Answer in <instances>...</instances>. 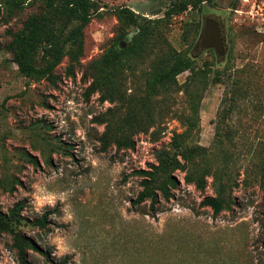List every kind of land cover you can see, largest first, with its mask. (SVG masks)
Returning a JSON list of instances; mask_svg holds the SVG:
<instances>
[{"label":"rangeland","instance_id":"374dc122","mask_svg":"<svg viewBox=\"0 0 264 264\" xmlns=\"http://www.w3.org/2000/svg\"><path fill=\"white\" fill-rule=\"evenodd\" d=\"M99 2L101 16L84 30L82 65L116 33L115 8L128 7L149 18L164 17L169 8V0ZM43 10L44 0H27L22 10H11L7 0H0V210L25 201L22 230L46 254L30 251L28 264H264V178L252 180L244 172L257 170L254 164L264 160V0H211L199 11L170 17L165 27L168 41L198 66L208 62L213 70H223L228 63L247 89L227 119L237 147L238 186L230 208L217 215L201 205L214 194L211 179L200 191L185 184L180 172L178 189L156 212L146 211L149 202L133 204L141 189V178L133 172L155 164L156 150L182 130L176 119L165 122L157 140L137 134L133 149L101 151L103 126L93 118L112 105L99 102L96 93L86 96L81 68L68 76L64 60L55 84L19 74L6 44L24 22H39ZM206 18L219 23L224 55L199 46ZM188 74L178 75V81ZM223 95L222 82L204 92L201 145L214 141ZM42 216L45 227L34 226ZM10 246V236L0 233V264H18Z\"/></svg>","mask_w":264,"mask_h":264},{"label":"trees","instance_id":"16d2710c","mask_svg":"<svg viewBox=\"0 0 264 264\" xmlns=\"http://www.w3.org/2000/svg\"><path fill=\"white\" fill-rule=\"evenodd\" d=\"M26 1L7 0V6L22 10ZM210 1L169 0V8L161 18H149L128 7L115 8L116 33L85 65L81 62L85 55L84 30L94 16H101L103 6L99 0H44L40 21L24 22L6 44L19 74L29 81L55 84L59 80L57 69L64 60L68 76L81 68L82 79L88 82L86 96L96 93L99 102L112 105L93 118L103 126L98 136L101 151L110 147L117 151L133 149L137 134H150L157 140L168 119L181 124L182 130L172 133L168 146L156 150L155 164L133 172L141 178V189L133 204L149 202L146 211L152 213L178 189L177 172L183 174L185 184L200 191L211 179L214 194L205 196L201 205L210 208L213 215L230 208L232 190L238 186L237 147L227 119L239 99L245 98L247 89H243L236 69L228 63L223 70H213L208 62L198 66L191 55L177 50L165 36L170 17L199 11ZM183 31L189 32V24ZM122 41L125 45L119 47ZM185 71L189 74L180 83L177 77ZM132 81L136 82L134 88L128 86ZM215 82L224 84V95L216 113L214 141L204 146L199 143L200 106L204 92ZM254 166L257 170L244 172L248 176L250 173L252 180H263V158ZM25 205L19 200L7 211L0 210V233L10 236L18 264H28L30 251L46 256L22 230ZM33 225L45 227L46 216L36 219Z\"/></svg>","mask_w":264,"mask_h":264},{"label":"water","instance_id":"95a60500","mask_svg":"<svg viewBox=\"0 0 264 264\" xmlns=\"http://www.w3.org/2000/svg\"><path fill=\"white\" fill-rule=\"evenodd\" d=\"M199 46L203 49L211 48L217 55L225 54L224 37L221 35L220 26L216 20L206 18L202 28Z\"/></svg>","mask_w":264,"mask_h":264}]
</instances>
